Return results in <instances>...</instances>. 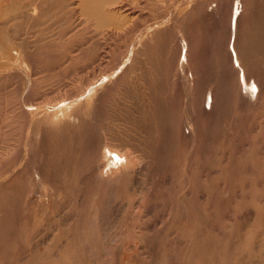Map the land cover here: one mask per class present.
I'll return each mask as SVG.
<instances>
[{
	"label": "rangeland",
	"instance_id": "1",
	"mask_svg": "<svg viewBox=\"0 0 264 264\" xmlns=\"http://www.w3.org/2000/svg\"><path fill=\"white\" fill-rule=\"evenodd\" d=\"M16 1L0 0L17 43L0 52V264H264V0H38L36 19ZM102 139L115 181L97 178Z\"/></svg>",
	"mask_w": 264,
	"mask_h": 264
},
{
	"label": "bare ground",
	"instance_id": "2",
	"mask_svg": "<svg viewBox=\"0 0 264 264\" xmlns=\"http://www.w3.org/2000/svg\"><path fill=\"white\" fill-rule=\"evenodd\" d=\"M5 1V0H4ZM4 1L3 0H1V3L3 2L4 3ZM49 1V0H48ZM85 1V0H84ZM94 1H96V0H94ZM93 1V2H94ZM103 1V0H102ZM111 1V0H110ZM162 1V0H161ZM253 1V0H252ZM86 2V1H85ZM198 2V1H197ZM43 3V2H42ZM42 3H38V0H17L16 1V8H17V13L19 14V15H21V16H25V15H29V18H30V16H32V17H34L35 15L34 14H36L35 13V10L37 9V7H41V4ZM99 3V2H98ZM86 4H90V2L89 3H86ZM85 4V6H87ZM92 4H94V3H92ZM91 4V5H92ZM5 5V4H4ZM96 5V4H95ZM94 5V6H95ZM102 5V4H101ZM1 6H2V4H1ZM44 6V5H43ZM45 6H47V5H45ZM57 6V5H56ZM90 6V5H89ZM58 7V6H57ZM84 7V6H83ZM93 7V6H92ZM96 7V6H95ZM167 7H168V5H167ZM207 7V6H206ZM94 8V7H93ZM102 8V7H101ZM100 8V9H101ZM43 8H41V10H42ZM86 10H87V7L85 8ZM90 9V8H89ZM95 9V8H94ZM242 9V8H241ZM93 10V9H92ZM92 10H91V12H89V13H93L92 12ZM40 11V10H39ZM94 11V10H93ZM102 11H103V9H102ZM112 11V10H111ZM85 13H86V11H84ZM83 12V13H84ZM100 12V11H99ZM106 13V12H105ZM111 13V12H110ZM114 13V12H113ZM155 13V12H154ZM46 14V13H45ZM45 14H42V15H45ZM97 14V13H96ZM95 14V15H96ZM34 15V16H33ZM170 15V14H169ZM263 15V14H262ZM11 16V15H10ZM58 16V15H57ZM99 16H102V15H99ZM98 16V17H99ZM113 16V15H112ZM111 16V17H112ZM162 16V15H161ZM28 17V16H27ZM37 17V16H36ZM53 17H54V15H53ZM97 17V18H98ZM103 17H104V15H103ZM3 18V17H2ZM35 18V17H34ZM99 18H101V17H99ZM107 18H108V15H107ZM106 18V19H107ZM256 18V17H255ZM6 19V18H5ZM12 19V18H11ZM36 19V18H35ZM39 19V18H38ZM37 19V20H38ZM104 19V18H103ZM113 19H114V17H113ZM1 20V19H0ZM30 20H33L32 18L30 19ZM108 20V19H107ZM106 20V21H107ZM109 20H110V18H109ZM2 21V20H1ZM105 21V22H106ZM103 22V21H102ZM236 22H237V20H236ZM236 22H234L235 24H234V30L236 29ZM32 23V22H31ZM148 23V22H147ZM232 23V22H231ZM4 24V23H3ZM43 24V23H42ZM6 25V24H5ZM11 25V24H10ZM18 26V25H17ZM41 26V25H40ZM102 26V25H101ZM3 27V26H2ZM15 27V26H14ZM20 27V26H19ZM163 27V26H162ZM17 28V27H16ZM164 28H166V27H164ZM157 29V28H156ZM10 31V30H9ZM181 31V30H180ZM184 31V30H183ZM236 31V30H235ZM238 31V30H237ZM151 32V31H150ZM185 32V31H184ZM5 33H6V31H5ZM7 33H8V31H7ZM154 33V32H153ZM156 33V32H155ZM158 33V32H157ZM14 34V33H13ZM18 34V33H17ZM25 34V33H24ZM151 35H152V33H150ZM164 34V33H163ZM154 35V34H153ZM151 36V37H153V39H154V37H155V35L154 36ZM8 37L10 36V35H7ZM6 35H4L2 38H0L1 39V41H0V52H2V53H4L3 51H8L9 50V48H10V46L13 44V43H16V42H13V40H9L8 39V37H7ZM16 36V35H15ZM52 36V35H51ZM158 36V35H157ZM185 36V35H184ZM234 36H235V34H234ZM27 37V36H26ZM148 37H150V36H148ZM237 39V38H236ZM25 40V39H24ZM146 40V39H145ZM167 40V39H166ZM234 40V39H233ZM249 40V39H248ZM10 41H12L13 43L11 44L10 43ZM16 41V40H15ZM30 41V40H29ZM151 41H152V38H151ZM43 42V41H42ZM153 42V41H152ZM19 43V42H18ZM46 43V42H45ZM47 43H48V41H47ZM150 43V42H149ZM148 43V44H149ZM168 43V42H167ZM234 43V42H233ZM242 43V42H241ZM17 44V43H16ZM33 44V43H32ZM38 44V43H37ZM140 44V43H139ZM144 44H145V42H144ZM152 44V43H151ZM15 45V44H14ZM36 45V44H35ZM156 45V44H155ZM23 46V45H22ZM29 46V45H28ZM51 46V45H50ZM12 47V46H11ZM127 47V46H126ZM151 47V46H150ZM185 47V46H184ZM255 47V46H254ZM22 47L20 46V49H21ZM163 48V47H162ZM18 49H19V47H18ZM18 49H16V50H18ZM248 49V48H247ZM254 50V49H253ZM256 50V49H255ZM10 51H12L11 49H10ZM9 51V52H10ZM20 51V50H19ZM260 51H261V49H260ZM13 52V51H12ZM11 52V53H12ZM17 52V54H18V51H16ZM21 52V51H20ZM6 53H8V52H6ZM233 53H234V56H232L233 57V59L232 60H234L235 61V63L237 62V64L238 65H236V66H238V70H239V72L241 73V75L242 76H244L243 75V73H244V69H245V66L248 64H246V61H244L243 60V56L242 55H240V53L238 54V52H237V47L235 46V44H233ZM247 53V52H246ZM250 53V52H249ZM260 53V52H259ZM5 54V53H4ZM9 54V53H8ZM17 54H15V55H17ZM27 54H29V53H27ZM33 54V53H32ZM132 54V53H131ZM130 54V55H131ZM253 54H255V53H253ZM0 55H2V54H0ZM14 55V56H15ZM23 55V54H22ZM35 55H37L36 53H35ZM133 55H135V54H133ZM251 55V54H250ZM6 56V55H5ZM17 56H19V55H17ZM31 56V55H30ZM33 56V55H32ZM258 56V55H257ZM262 56V55H261ZM3 57V56H2ZM11 57V59H12V57L13 56H10ZM35 57V56H34ZM187 57V56H186ZM228 57V56H227ZM260 57V56H259ZM26 58V57H25ZM132 58V57H131ZM152 58H154V57H152ZM250 58V57H249ZM2 59V58H1ZM4 59L5 60H7L8 62H9V60L8 59H6L5 57H4ZM18 59V58H17ZM130 59V58H129ZM14 60H16V56H15V59ZM246 60V59H245ZM251 60H252V58H251ZM264 60V59H263ZM0 61H2V60H0ZM25 61H26V59H25ZM229 61V60H228ZM256 61V60H255ZM4 64H5V62H4V60L2 61ZM20 62V61H19ZM34 62H35V60H34ZM247 62H249L248 60H247ZM251 62V61H250ZM249 62V63H250ZM2 63V64H3ZM10 63H11V61H10ZM10 63H8V66H6L7 68L8 67H10L9 66V64ZM128 63V62H127ZM140 63V62H139ZM1 64V65H2ZM34 64V63H33ZM260 64V63H259ZM250 65V64H249ZM132 66V65H131ZM261 66V65H260ZM2 67H4V65L2 66ZM2 67H0V68H2ZM162 67V66H161ZM254 67V66H253ZM20 68V67H19ZM255 68V67H254ZM6 69V68H5ZM10 69H11V67H10ZM104 69V68H103ZM102 69V70H103ZM21 70H23V69H21ZM138 70V69H137ZM2 71V70H1ZM246 71V70H245ZM257 71V70H256ZM9 72V71H8ZM152 72V71H151ZM18 73V72H17ZM146 73V72H145ZM230 73V72H229ZM1 74V73H0ZM4 74H5V72H4ZM7 74V73H6ZM6 74H5V76H6ZM232 74V73H231ZM237 74V73H236ZM248 74V73H247ZM246 74V75H247ZM16 75V74H15ZM18 75V74H17ZM26 75V74H25ZM2 76H4L3 75V73H2ZM9 76V75H8ZM29 76V75H28ZM14 77V76H13ZM164 77V76H163ZM246 77V76H245ZM244 77V78H245ZM1 78V77H0ZM6 78V77H5ZM29 78V77H28ZM31 78V77H30ZM216 78V77H215ZM18 79V78H17ZM23 79V78H22ZM259 79H261V78H259ZM21 80V79H20ZM28 80V79H27ZM251 80H252V78H251ZM1 81V80H0ZM236 81V80H235ZM31 82H33V81H31ZM241 82V81H240ZM256 82H257V80H256ZM14 83V82H13ZM21 83V82H20ZM111 83V82H110ZM239 83V82H238ZM260 83V82H259ZM31 84V83H30ZM263 84V83H262ZM6 85V84H5ZM150 85V84H149ZM241 86H242V89H243V91H244V93L245 94H249V95H252V93H253V83H252V81L251 82H248V80H246V78L245 79H243L242 80V84H241ZM200 87V86H199ZM236 87V86H235ZM100 88V87H99ZM5 89V88H4ZM152 89V88H151ZM203 90V89H202ZM204 91V90H203ZM23 92V91H22ZM27 92H28V90H27ZM104 93V92H103ZM208 93V92H207ZM213 93V92H212ZM219 93V92H218ZM106 94V93H105ZM244 94V95H245ZM255 95V94H254ZM22 96V95H21ZM103 96V95H102ZM192 96V95H191ZM211 96V95H210ZM28 97V96H27ZM97 97V96H96ZM159 97V96H158ZM250 97V96H249ZM168 98V97H167ZM219 98V97H218ZM159 99V98H158ZM249 99V98H248ZM255 99H256V97H255ZM30 100V99H29ZM87 100V99H86ZM85 100V101H86ZM32 101V100H31ZM213 101V100H212ZM240 101V100H239ZM23 102V101H22ZM94 102V101H93ZM255 103V102H254ZM91 104V103H90ZM90 104H87V106H89ZM211 104V103H210ZM72 105V104H71ZM95 104H93V106H94ZM100 105V104H99ZM140 105V104H139ZM146 105V104H145ZM70 107V106H69ZM78 107V106H77ZM91 107H92V105H91ZM131 108V107H130ZM194 108V107H193ZM62 109V108H61ZM60 109V110H61ZM65 109H68L67 107L65 108ZM82 109V108H81ZM87 109H88V107H87ZM72 110V109H71ZM75 110V109H74ZM79 110V109H78ZM86 110V109H85ZM101 110V109H100ZM67 111H69V109L68 110H62V111H59V110H57V112H51V113H48V114H46V115H44L43 117H41L40 116V118H36V120L35 121H33L34 122V125L32 126L33 127V134L34 135H38V133L41 131V130H43L42 132H44V130H48V129H52V128H54L55 126H57L58 124H59V126H60V124H65V123H67V124H69L68 123V117L69 116H71V118L72 117H74V116H72L71 115V113H70V111L69 112H67ZM73 111V110H72ZM148 111V110H147ZM158 111V110H157ZM167 111V110H166ZM25 112H27V111H25ZM85 112V111H84ZM87 112H89V111H87ZM91 112V111H90ZM88 113V114H92L93 112H91V113ZM169 112V111H168ZM81 113H83V111L81 112ZM86 113V112H85ZM140 113V112H139ZM142 113V112H141ZM93 114H95V113H93ZM27 115V114H26ZM32 115V114H31ZM74 115V114H73ZM83 115V114H82ZM86 115V114H85ZM85 115H84V117H85ZM79 116V115H78ZM88 116V115H87ZM143 116V115H142ZM32 117V116H31ZM96 117V115H94V118ZM101 117V116H100ZM33 118H34V116H33ZM91 118H93V117H91ZM27 119V118H26ZM87 119V118H86ZM97 119V118H96ZM31 120V119H30ZM89 120H91V119H89ZM139 120V119H138ZM137 120V121H138ZM29 121V120H28ZM63 121V122H62ZM65 121H67V122H65ZM70 121V120H69ZM95 121V120H94ZM32 122V123H33ZM65 122V123H64ZM91 122V121H90ZM93 122V121H92ZM153 122V121H152ZM66 124V125H67ZM70 124H71V121H70ZM95 124V123H94ZM100 125V124H99ZM58 126V127H59ZM61 126H63V125H61ZM68 126V125H67ZM31 127V128H32ZM69 127V126H68ZM65 128V127H64ZM63 128V129H64ZM184 128V127H183ZM56 129V128H55ZM154 130V129H153ZM144 131V130H143ZM31 132V131H30ZM46 132V131H45ZM154 132V131H153ZM161 133V132H160ZM40 134V133H39ZM93 134V138H95L94 137V133H92ZM99 134V133H98ZM33 135V136H34ZM37 135H36V137H37ZM165 135V134H164ZM189 135V134H188ZM46 136V135H45ZM101 136V135H100ZM154 136V135H153ZM156 136V135H155ZM59 137V136H58ZM98 137H99V135H98ZM98 137H96V139L98 138ZM106 137V136H105ZM100 138V137H99ZM156 138V137H155ZM95 139V140H96ZM105 139V138H104ZM104 139H102L103 141H101V142H103V147H104V150L102 151V153H101V155H100V157H98L99 158V163H97V165H96V171H94V173L96 172V174H97V178L98 177H100V178H102V180L104 179L105 181L106 180H109V178L111 177V178H113V176L115 175V174H117V173H119L120 171V169H121V167L119 166V164L118 163H120L119 161H121L120 159H121V156L118 154V152H116V150H113L112 148H111V146H110V142L109 143H107V142H105V140ZM131 139H133V138H131ZM62 140V139H61ZM98 140V139H97ZM162 140V139H161ZM164 140V139H163ZM50 141V140H49ZM94 141V140H93ZM120 141V140H119ZM33 142V141H32ZM149 142H151L150 140H149ZM31 143V142H30ZM40 143V142H39ZM90 143V142H89ZM93 143V142H92ZM96 143V142H95ZM100 143V142H99ZM164 143V142H163ZM29 144V143H28ZM32 144V143H31ZM22 145V144H21ZM85 145V144H84ZM91 145V144H90ZM95 145V144H94ZM97 145V144H96ZM95 145V147L93 146L92 147V150H93V148H96L97 146H100V145H97L96 146ZM152 145V144H151ZM89 147V146H88ZM91 147V146H90ZM102 147V148H103ZM114 147V146H113ZM117 148V147H116ZM137 148V147H136ZM47 149V148H46ZM61 149V148H60ZM98 149V148H97ZM124 149V148H123ZM122 149V150H123ZM39 150V149H38ZM38 150H36V151H38ZM42 150V149H41ZM17 151V150H16ZM120 151V150H119ZM14 152V151H13ZM39 152V151H38ZM45 152V151H44ZM49 152V151H48ZM63 152V151H62ZM98 152V151H97ZM125 152V151H124ZM127 152V151H126ZM167 152V151H166ZM122 153V152H121ZM130 153V154H129ZM129 153H126V155H127V157L126 158H124L129 164L130 163H135V162H138L137 160H138V158L135 156V155H132L133 153L130 151ZM132 153V154H131ZM47 154V153H46ZM37 155V154H36ZM45 155V154H44ZM124 155V154H123ZM125 155V156H126ZM150 155V154H149ZM171 155V154H170ZM38 156H39V154H38ZM46 156V155H45ZM33 157V156H32ZM48 157V156H47ZM29 158V157H28ZM43 158V157H42ZM49 158V157H48ZM46 158H44V160H45ZM164 159V158H163ZM39 160V159H38ZM40 160H41V158H40ZM43 160V159H42ZM43 160V161H44ZM103 160V161H102ZM104 160H106V163L108 164V166H109V168H110V171L108 172L106 169H108V167H106V169H103V167H102V163H101V161L102 162H104V164H105V161ZM33 161H35V160H33ZM48 161V160H47ZM118 162V163H117ZM16 163V162H15ZM23 163V162H22ZM38 163V162H37ZM127 163V164H128ZM34 164V163H33ZM12 165V164H11ZM35 165V164H34ZM40 165V164H39ZM122 165V164H121ZM126 165V164H125ZM31 166V165H30ZM36 166V165H35ZM35 166H33L34 167V172H35V174H36V180H35V183H33L34 185H36L37 183L38 184H40L41 185V187L42 186H45L46 184H48L47 186H50L51 187V190H48V192L49 191H51V193H53L54 192V186H55V184H54V182L53 181H51L49 178H47V176L45 177L42 173L43 172H41V171H43V170H41L42 168H44V167H42L41 169L39 168L40 166H38L37 165V167H35ZM105 166V165H104ZM130 166H131V164H130ZM20 167V166H19ZM95 166H93V168H94ZM125 167V166H124ZM52 168V167H51ZM128 168V167H127ZM138 168V167H137ZM144 168V167H143ZM92 169V168H91ZM16 170V169H15ZM128 170V169H127ZM127 170H125V171H127ZM147 170H148V168H147ZM122 171V170H121ZM33 172V173H34ZM87 172V171H86ZM121 173V172H120ZM122 174V173H121ZM52 175V174H51ZM95 175V174H94ZM96 176V175H95ZM108 176V177H107ZM50 178H52V177H50ZM100 178H98L99 180H101ZM169 178V177H168ZM59 179V178H58ZM96 179V178H95ZM170 179V178H169ZM112 180V179H111ZM113 180L115 181V180H117L116 178H113ZM34 181V180H33ZM56 181V180H55ZM135 181V180H134ZM128 182V181H127ZM151 183V182H150ZM130 185V184H129ZM32 189V188H31ZM46 189V188H45ZM34 190V189H33ZM109 190V189H108ZM106 191V190H105ZM56 192V191H55ZM47 194V193H46ZM30 195V194H29ZM52 195V194H51ZM109 196V195H108ZM111 197V196H110ZM113 197V196H112ZM81 198V197H80ZM59 199V198H58ZM63 199V198H62ZM105 199H107V200H109L108 198H105ZM60 201V200H59ZM54 203V202H53ZM39 204V203H38ZM105 207V206H104ZM116 210V209H115ZM121 210V209H120ZM118 212V211H117ZM8 213V212H7ZM109 217V216H108ZM108 219V218H107ZM103 221V220H102ZM13 223V222H12ZM138 237V236H137ZM45 238V237H44ZM115 238V237H114ZM115 240V239H114ZM121 244V243H120ZM123 244V243H122ZM136 245V244H135ZM117 247V246H116ZM120 250V249H119ZM118 251V250H117ZM133 253V252H132ZM121 259V258H120ZM109 260V259H108Z\"/></svg>",
	"mask_w": 264,
	"mask_h": 264
}]
</instances>
